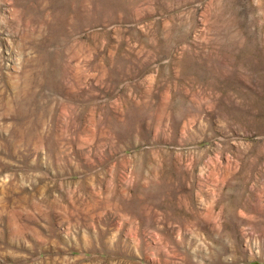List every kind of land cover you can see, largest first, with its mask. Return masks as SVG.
<instances>
[{
  "label": "rangeland",
  "instance_id": "374dc122",
  "mask_svg": "<svg viewBox=\"0 0 264 264\" xmlns=\"http://www.w3.org/2000/svg\"><path fill=\"white\" fill-rule=\"evenodd\" d=\"M0 264H264V0H0Z\"/></svg>",
  "mask_w": 264,
  "mask_h": 264
}]
</instances>
